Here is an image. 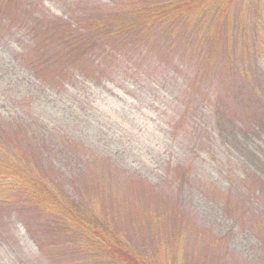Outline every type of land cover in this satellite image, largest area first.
Returning a JSON list of instances; mask_svg holds the SVG:
<instances>
[{
  "label": "trees",
  "instance_id": "1",
  "mask_svg": "<svg viewBox=\"0 0 264 264\" xmlns=\"http://www.w3.org/2000/svg\"><path fill=\"white\" fill-rule=\"evenodd\" d=\"M26 1L0 0V39L12 38L19 44L11 71L3 72L6 67L0 63V90L5 89V95L21 90L26 83L28 103L43 93L51 101L64 92L75 99L79 96L76 90L102 82L107 69L116 81L123 82L122 73L140 80L143 72L115 74L118 67L108 68L107 56L123 64L128 53L122 56L113 48H102L109 46V36L114 33L121 42L147 41V51H152L151 47L162 50L159 39L150 34L159 31L166 36L162 29L170 27L173 30L165 32L169 37L187 43L188 70L192 72L188 78L194 81V87L204 89H198L204 98L195 97V112L197 103L201 114L207 116L202 118L206 138L199 136L198 124H189L191 117L187 119V133L197 141L193 144L235 150L239 172L234 174V187L227 193L216 188L211 195L232 222L229 231L216 233L199 226L191 210L182 214L180 205L187 183L175 179L176 187L169 192L177 197L171 205L175 212L170 214L177 230L165 235L160 227L165 219L138 196L139 190L151 187L147 180L132 183L134 186L128 185V176L110 181L97 178L94 182V172L88 177L86 167L88 172L82 170L72 177L75 190L70 191L65 187L66 176L55 165L61 162L64 149H42L40 142L49 137L34 133V119L24 121L16 111L0 117L3 240L7 239L1 228L3 219L16 213L25 222L41 257L64 255L74 264H240L245 257L235 244L242 241L243 247L248 244L257 255L253 264H264V71L260 66L264 59V0H124L122 5L109 4L102 14L106 18L95 20L88 29L85 24L72 29L70 21L61 18L48 20L32 2L29 8ZM101 39L107 43H98ZM202 70L207 72L202 74ZM167 75L176 81L175 71L163 76ZM214 77L224 80L217 81L224 89L217 92L215 100ZM38 85L47 89L46 94L44 90L36 93ZM27 115L41 117L32 112ZM53 164L59 171L56 177L52 175L54 178L48 169ZM189 167L188 181L195 169L192 163ZM132 195L138 198L130 205ZM242 232L244 239L236 241Z\"/></svg>",
  "mask_w": 264,
  "mask_h": 264
},
{
  "label": "rangeland",
  "instance_id": "2",
  "mask_svg": "<svg viewBox=\"0 0 264 264\" xmlns=\"http://www.w3.org/2000/svg\"><path fill=\"white\" fill-rule=\"evenodd\" d=\"M30 2L43 12L48 20H69L72 29L80 24H85L88 29L95 20L106 18L102 14L109 4L126 3L124 0H27L29 8ZM162 30L166 36L159 31L150 34L151 37L159 39L162 50L151 47L152 51H147V41L121 42V37L114 33L109 36L111 40L106 38L111 41L109 46L101 50L107 51L110 47L122 56L128 53L129 56L123 64L105 56L109 62L108 68L114 70L118 67L115 74L125 70L128 75L134 70L143 72V80L141 78L136 81L132 79L133 76L127 77L122 73L123 82L116 81L107 69L102 82H91L85 89L76 90L79 96L75 99L70 98V93L64 92L59 93V99L51 101L43 93L32 103L27 102L24 89L26 83H23L21 90H13L11 94L5 95V89L0 90V117H9L12 113L20 111L24 121L34 119L31 125L34 133L42 134L44 138L45 135L49 137L46 139L47 143L44 139L40 142L42 149H64L61 162L55 165L60 166L66 176L65 187L70 191L75 190L72 177H77L82 170H89L88 177L94 172V182L97 178L110 181L123 180L128 176V185L134 186L132 183L147 180L151 187L147 191L139 190L138 196L142 202L154 206L157 214L165 219L160 227L167 235L177 230V223L170 216L175 212L171 205L177 197L169 190L176 187L175 179H181L187 183V191L182 195L180 205L182 214L191 210L190 215H195V222L199 226L210 227L216 233L229 231L233 224L222 213V207L211 195L212 190L216 188L227 193L229 188L234 187V174L239 172L235 161L236 151H226L220 145L208 149L203 144H193L197 141H192L187 133L188 117H191L190 125L198 124L199 136L203 137L201 139L206 138V127L202 118L207 116L201 114L197 103L195 112V102H198L195 97L203 96L201 91L204 89L199 85L194 87V81L189 79L192 72L188 70L191 63L187 64V43L165 33L173 28L165 27ZM90 33L87 31L88 35ZM106 39H101L98 43L103 44ZM18 45L12 38L0 39V63L6 67L3 72H7L6 69L11 71ZM97 53L102 55L100 51ZM260 63L264 71V59ZM172 71L176 73V81L170 78V75L163 76ZM13 72L16 74L14 68ZM206 72L202 70V74ZM18 76L21 77L22 74ZM3 77L9 75L3 74ZM212 80L215 100V97L219 96L217 92L221 93L224 89L217 81L224 80L215 77ZM41 90L46 94L47 89L38 85L36 93ZM23 95L24 102L19 108ZM52 96L54 97L53 94ZM6 98H10L11 102ZM26 112L40 114L41 117H28ZM195 137L196 132L193 133V140ZM189 163H192L195 169L188 181ZM48 169L50 177H56L59 172L54 164ZM122 169L124 174L121 173L123 171L119 172ZM112 194L114 195L113 192ZM135 198L138 197L130 196L128 203L132 205ZM1 228L4 229L7 239L3 240L4 235L0 234V264H74L70 263L71 258L64 255L41 257L36 242L27 232L25 222L21 221L16 213L5 217ZM244 235V232L237 234L236 241L244 239ZM235 245L245 257L240 264H253L257 261L256 253L248 249V244L243 247L242 241V244L236 242ZM53 251L55 249H49V252ZM94 263L96 261L89 264Z\"/></svg>",
  "mask_w": 264,
  "mask_h": 264
}]
</instances>
